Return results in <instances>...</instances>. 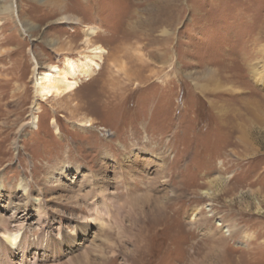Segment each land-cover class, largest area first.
I'll list each match as a JSON object with an SVG mask.
<instances>
[{"label":"rangeland","instance_id":"obj_1","mask_svg":"<svg viewBox=\"0 0 264 264\" xmlns=\"http://www.w3.org/2000/svg\"><path fill=\"white\" fill-rule=\"evenodd\" d=\"M10 3L14 16L0 13V213L9 218L24 203V184L41 188L52 239H79L69 219L90 226L75 253L83 264H264V86L251 76L263 58L264 0L0 7ZM63 15L81 23L66 25ZM89 29L90 44L106 51L98 67L78 73L67 97L39 100L32 112L33 58L39 72L62 68L87 51ZM136 147L148 150L146 159L121 174L114 159L125 167ZM62 164L81 174L70 171L50 193L48 173ZM93 188L106 191L84 200ZM26 210L18 218L38 225Z\"/></svg>","mask_w":264,"mask_h":264},{"label":"bare ground","instance_id":"obj_2","mask_svg":"<svg viewBox=\"0 0 264 264\" xmlns=\"http://www.w3.org/2000/svg\"><path fill=\"white\" fill-rule=\"evenodd\" d=\"M15 11L16 7L11 3L8 6L0 7V13H11L13 15ZM60 20L66 25H78L81 23L78 17L76 18L70 15H63ZM19 22H21L22 25L23 22ZM93 31V29H89L90 34L87 33L84 40V45L87 51L82 52L77 60L65 58L62 68H58L53 64H46L39 72V63L33 58V88L36 102L34 103L32 112L38 111L37 102L39 100H62L74 92L80 84V81H78L77 78L78 73H81L83 77H89L93 74V69L98 67V62L102 60V56L106 52L102 47L92 46L90 44V38ZM259 52L262 54L263 58L259 60L256 66H252L251 76L256 84H263L264 86V45L259 48ZM31 119L30 124L33 129H35L37 117L33 116ZM91 123V120H86L85 126L89 127L91 126ZM56 132L58 133V131ZM145 153H148V150L136 147L129 153L125 154L123 156L124 163H126L125 167L120 165L116 159H113L115 165L120 168L122 174L124 173L123 168L128 169V171H133L135 165L140 159H146L144 155ZM141 154L144 155V157L141 158ZM102 158L105 161L112 157L106 154L103 155ZM70 171H74V175L81 174L79 168H74L71 165L66 164H62L54 172L48 173L45 181L48 191L54 193L59 188H62L63 180L67 179L68 176H71V173H69ZM20 189L23 192L22 202L24 203L22 205L15 203L10 209L12 210V215L9 218H5V216L0 213V264H83L82 259H84V254L75 255V253L82 248V243L87 237L90 226L88 224L77 223L76 220L75 223L69 219V223L73 225V229L77 230L76 235H78L81 240L65 232L61 234V242L59 243L58 239L51 238V227L48 219L49 212L48 206L46 205L47 202L40 198L43 193L42 189L38 188V190L34 192L29 185L25 184L21 186ZM103 189L104 188H100L98 191V189L93 188L91 192L82 196V198L87 201L88 199L94 198V194H104L106 190L104 191ZM5 191L7 192L8 197H11V195L13 196V192H16L13 188L8 187L5 188ZM35 196L36 198L39 196V199H35ZM1 197L0 194V199ZM92 201L98 205V201ZM9 203H13V201L11 200ZM103 207H106V204L104 205L103 202L101 204L99 203V212L102 213L107 208L104 209ZM26 209H30L34 213L39 223L38 225L34 226L33 224L26 223L25 217L23 219L18 218L20 210H23L22 212L28 211ZM191 215L195 220L198 215L197 210L194 209L191 212ZM44 224H46V228H44L45 226L42 227ZM190 224H193L192 219ZM35 228L41 230V232L38 236L33 238L31 237V232ZM97 228L101 230L103 226L99 225ZM218 230L220 231L222 228ZM79 241H81V243H79Z\"/></svg>","mask_w":264,"mask_h":264}]
</instances>
